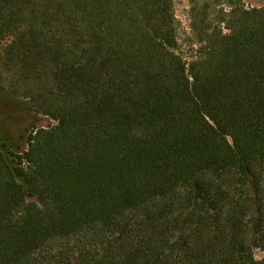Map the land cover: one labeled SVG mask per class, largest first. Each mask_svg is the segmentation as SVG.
Wrapping results in <instances>:
<instances>
[{
  "label": "trees",
  "instance_id": "1",
  "mask_svg": "<svg viewBox=\"0 0 264 264\" xmlns=\"http://www.w3.org/2000/svg\"><path fill=\"white\" fill-rule=\"evenodd\" d=\"M225 3L184 57L172 0H0L53 122L0 131V264H264V9Z\"/></svg>",
  "mask_w": 264,
  "mask_h": 264
},
{
  "label": "rangeland",
  "instance_id": "2",
  "mask_svg": "<svg viewBox=\"0 0 264 264\" xmlns=\"http://www.w3.org/2000/svg\"><path fill=\"white\" fill-rule=\"evenodd\" d=\"M244 9H264V0H233ZM177 29L179 52L182 56H189L195 49V31L191 28L193 17L206 18L214 24V18L220 9L226 10L225 0H172ZM4 42L0 44V131L21 149L26 148V138L34 128H48L53 124L47 117L34 114L29 104L23 98L16 96L10 83L11 76L2 66V51ZM193 48V49H192ZM254 258L260 260L263 254L259 250L253 251Z\"/></svg>",
  "mask_w": 264,
  "mask_h": 264
}]
</instances>
